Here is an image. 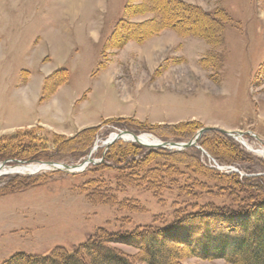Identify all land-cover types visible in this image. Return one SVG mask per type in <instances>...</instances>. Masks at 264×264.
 Listing matches in <instances>:
<instances>
[{
    "label": "rangeland",
    "instance_id": "1",
    "mask_svg": "<svg viewBox=\"0 0 264 264\" xmlns=\"http://www.w3.org/2000/svg\"><path fill=\"white\" fill-rule=\"evenodd\" d=\"M153 1L0 0V140L20 134L32 142L33 136L53 151L43 161L0 154V164L58 167L82 163L90 154L94 160L79 171L0 168L9 172L0 176V263L17 253L72 250L100 230L133 234L166 228L197 211L263 202L253 189L235 188V177L205 169L193 146L143 145L144 154L160 148L183 153L159 151L139 167L137 156L125 172L117 169L119 162L106 160L108 148L123 139L108 141L122 132L186 143L210 128L198 142L204 138L222 159L242 157L225 149L230 143L222 134H228L220 130L241 133L244 142H237L254 158L222 167L241 176L264 175V0H178L207 18L164 2L167 21L185 33L199 26L206 35L163 29L136 40L146 28L128 24L153 19ZM201 158L213 166L211 158ZM205 227L201 219L190 220L174 232L176 238L167 236L153 248L167 255L175 240L182 253L172 264H234L187 252L188 235ZM111 246L134 264H147L135 245Z\"/></svg>",
    "mask_w": 264,
    "mask_h": 264
},
{
    "label": "trees",
    "instance_id": "2",
    "mask_svg": "<svg viewBox=\"0 0 264 264\" xmlns=\"http://www.w3.org/2000/svg\"><path fill=\"white\" fill-rule=\"evenodd\" d=\"M164 2L167 5H178L182 8L188 10L190 13H198L197 15H202V17L207 18L208 14L201 12L196 6L186 4L178 0H154L152 3V12L155 13V17L151 20L142 23H129V26L134 27H144L145 30L142 31L141 35L134 36L136 40H143L148 35L154 34L163 29H171L177 32L181 36L185 35H195V36H205L201 27L198 26L199 31H189L183 32L182 29L175 23H170L164 17L162 12V7H164ZM129 6V5H128ZM127 6V9H128ZM194 13V14H195ZM121 20L115 27L111 36L116 38L119 35V30L123 27ZM185 22V20H184ZM127 23V22H126ZM213 25V23H211ZM125 26V25H124ZM119 31V32H116ZM136 31V30H135ZM188 33V34H187ZM134 37H132L134 39ZM130 39V37H125L124 40ZM123 39H121L122 41ZM52 80L51 77L45 79ZM213 132L209 130L205 132ZM221 133V132H220ZM94 134V133H93ZM226 140L230 143V148H225L227 151L232 152V155H238L242 158L234 159L231 158L224 160L217 154H215L206 144L204 138L199 140L198 146H193L198 152L199 161L201 165L210 172L216 173L220 178H232L235 177L233 182L238 185H234L235 188L242 189L241 187H246L248 189H253V193H259L264 196V175H244L241 176L238 172H222L215 167L207 165L201 156H207L205 153H209L213 160L219 165L230 166L236 164L239 160L240 162L248 161L252 163L254 158L248 153H246L239 143L229 135L222 134ZM93 137V135H92ZM132 137V136H130ZM24 136L18 134L13 137L11 142H3L0 140V154H6V157L15 156L18 158L26 160H49L52 158L53 151L49 150L48 147L41 146L33 138L30 137L32 142H27L23 139ZM27 138V136H26ZM125 139V138H124ZM127 140V139H126ZM90 141L86 145L87 150L84 151L86 154L91 146ZM141 143L149 146L155 144L149 141H140ZM108 144V143H107ZM132 147L133 149H140L143 152L132 153L124 151L120 152V146ZM28 150H27V149ZM26 149L25 151H21ZM64 149V147H62ZM60 153L63 150L58 149ZM117 151V157H112L111 153ZM145 147L136 142H127L120 140L113 145H111L106 152V160L119 162L116 163V167L120 171H127L132 169V163H136L137 156H140L139 162L141 164L137 165L143 166L144 160L153 158L158 152L168 151L169 153H183V151H172L160 148L158 150H150L144 154ZM217 151V150H216ZM236 151V152H235ZM55 152H57L55 150ZM83 154V153H82ZM246 156H249L247 159ZM5 157V156H4ZM115 158V159H114ZM202 159V160H201ZM237 162H236V161ZM137 164V163H136ZM109 166V165H108ZM264 166V163L262 164ZM128 178L129 176H124ZM259 198V197H258ZM262 202V201H261ZM258 201L247 205L246 207L238 208V210H233L230 208H213L209 210H203L201 212H193L189 215L177 218L173 224L168 225L166 228L153 229L144 228L133 234H117L112 232H107L106 230H100L97 234L93 235L92 238L85 241L82 244L74 247L72 250H67L63 247H58L52 250L47 255H37V254H27V253H17L10 258L4 260L0 264H134L132 259L126 255L124 252L118 248L111 246L112 243H125L130 245H135L141 251V260L147 264H172L174 257H179L182 253V248L179 246V242L173 240L174 249L170 250L167 255L159 251V249H154V246H159L166 242L167 236L171 235V238L178 236L174 234L182 224L194 220L201 219L206 223V227L199 232L190 233L183 243L184 248L192 256L200 257L203 259H224L230 263L234 264H264V199L262 203ZM256 216V221L252 224L250 222L251 217ZM257 222V224H255ZM174 234V235H173ZM173 235V236H172ZM159 238H161L159 240ZM176 238V237H174ZM136 242V244H134Z\"/></svg>",
    "mask_w": 264,
    "mask_h": 264
},
{
    "label": "water",
    "instance_id": "3",
    "mask_svg": "<svg viewBox=\"0 0 264 264\" xmlns=\"http://www.w3.org/2000/svg\"><path fill=\"white\" fill-rule=\"evenodd\" d=\"M209 129L210 128H206V129L202 130L199 135H201L202 132L207 131ZM220 131H222L223 133H226V134H228L230 136H233L234 138L242 137V134L241 133L231 134L228 131H223V130H220ZM199 135L196 136L195 139H193V140H191L189 142H186V143L161 142V141H159V143H157V144H155L153 146H150V147H164V148H169V149H174V148L182 149V148H188V147H191V146H197V142H198ZM125 136H132L133 138L126 140V139H124ZM115 137L116 138H113L111 141H108V144H112L117 139H123V140H125L127 142H136V143L142 144L144 146H149V145H145V144H143V143H141L139 141L140 136H137V135H134V134H131V133H128V132H122L120 134H116ZM90 162H94V160L91 158V154L82 163H78V164H63V169H61V170H66V171H79V170L84 169L88 165V163H90ZM2 165H4V163L3 164H0V166H2ZM48 165L55 166L57 164L50 163Z\"/></svg>",
    "mask_w": 264,
    "mask_h": 264
},
{
    "label": "bare ground",
    "instance_id": "4",
    "mask_svg": "<svg viewBox=\"0 0 264 264\" xmlns=\"http://www.w3.org/2000/svg\"><path fill=\"white\" fill-rule=\"evenodd\" d=\"M133 137H128V139H132ZM139 141H149L153 144H157L159 143L160 140H158L157 138L151 136V135H141L140 138H139ZM260 153L262 151H259ZM263 153V152H262ZM7 168V167H12V169H9L10 170V173L12 172H21L23 170H32V169H37V168H50V169H62L63 166H58V167H55V166H51V165H44V164H31V165H23V166H0V168ZM9 172H2L0 173V176L1 175H7Z\"/></svg>",
    "mask_w": 264,
    "mask_h": 264
}]
</instances>
